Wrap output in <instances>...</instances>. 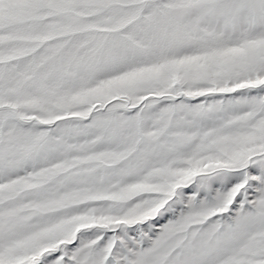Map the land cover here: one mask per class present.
Listing matches in <instances>:
<instances>
[{
	"label": "snow or ice",
	"instance_id": "obj_1",
	"mask_svg": "<svg viewBox=\"0 0 264 264\" xmlns=\"http://www.w3.org/2000/svg\"><path fill=\"white\" fill-rule=\"evenodd\" d=\"M0 264H264V0H0Z\"/></svg>",
	"mask_w": 264,
	"mask_h": 264
}]
</instances>
